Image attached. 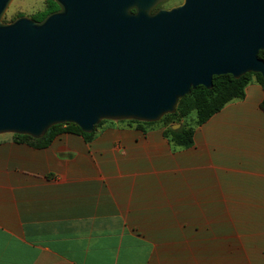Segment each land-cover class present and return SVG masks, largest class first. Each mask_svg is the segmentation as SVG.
<instances>
[{
  "label": "crops",
  "instance_id": "0c3cea01",
  "mask_svg": "<svg viewBox=\"0 0 264 264\" xmlns=\"http://www.w3.org/2000/svg\"><path fill=\"white\" fill-rule=\"evenodd\" d=\"M263 100L253 78L188 148L161 123L0 135V264H264Z\"/></svg>",
  "mask_w": 264,
  "mask_h": 264
},
{
  "label": "water",
  "instance_id": "95a60500",
  "mask_svg": "<svg viewBox=\"0 0 264 264\" xmlns=\"http://www.w3.org/2000/svg\"><path fill=\"white\" fill-rule=\"evenodd\" d=\"M162 1L54 0L41 21L5 22L13 0H0V135L159 122L214 76L264 78V0H183L153 13Z\"/></svg>",
  "mask_w": 264,
  "mask_h": 264
},
{
  "label": "trees",
  "instance_id": "16d2710c",
  "mask_svg": "<svg viewBox=\"0 0 264 264\" xmlns=\"http://www.w3.org/2000/svg\"><path fill=\"white\" fill-rule=\"evenodd\" d=\"M57 9V4L52 0L45 11L37 13L33 17L38 21L43 20L48 14ZM258 56L260 59L264 60V50L260 51ZM253 78H256L264 91V78L259 73H248L238 79L229 74L214 76L213 87L211 89H207L204 86H198L196 89H192L189 95L179 100L175 113L165 115L159 122H131L146 125L161 123L166 127L165 135L171 142L177 146L188 148L194 143L195 128L208 121L229 102L244 98L245 89ZM261 108L264 110V100L261 104ZM194 113L196 120L193 125H182L179 129H173L174 125L180 124L182 119L187 118ZM106 122L108 121H102L95 127L92 133H84L81 128L75 124H62L53 126L48 130L45 136L40 139H35L27 135L13 134V136L22 141L31 143L36 147H46L56 136L64 132L77 133L83 135L86 139L91 140L95 134V130Z\"/></svg>",
  "mask_w": 264,
  "mask_h": 264
},
{
  "label": "rangeland",
  "instance_id": "374dc122",
  "mask_svg": "<svg viewBox=\"0 0 264 264\" xmlns=\"http://www.w3.org/2000/svg\"><path fill=\"white\" fill-rule=\"evenodd\" d=\"M51 1L52 0H13L5 13L4 21L11 22L12 20L20 16H27L34 19L33 16L37 13L45 11ZM177 2H181V0H171L170 2L165 4V6L168 7L176 4ZM195 120V113L191 114V116L182 119L180 124H176L179 126H176L175 129L181 128L182 125H193L195 123Z\"/></svg>",
  "mask_w": 264,
  "mask_h": 264
},
{
  "label": "flooded vegetation",
  "instance_id": "af4514ba",
  "mask_svg": "<svg viewBox=\"0 0 264 264\" xmlns=\"http://www.w3.org/2000/svg\"><path fill=\"white\" fill-rule=\"evenodd\" d=\"M170 1H171V0H165V1L159 2V3H158V4L152 9V12L154 13V12L160 10V9H171V8H173V7H175V6L179 5V4H181V3L183 2V0H181V2H177L176 4H173V5H171V6L166 7L165 4H167V3L170 2ZM57 10H58V9H57ZM36 21H38V20H36ZM39 21H41V20H39Z\"/></svg>",
  "mask_w": 264,
  "mask_h": 264
}]
</instances>
